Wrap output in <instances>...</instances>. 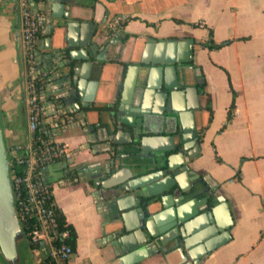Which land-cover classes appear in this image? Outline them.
Listing matches in <instances>:
<instances>
[{
  "label": "water",
  "instance_id": "water-1",
  "mask_svg": "<svg viewBox=\"0 0 264 264\" xmlns=\"http://www.w3.org/2000/svg\"><path fill=\"white\" fill-rule=\"evenodd\" d=\"M86 1H33L49 34L38 52L48 74L43 92L55 106L60 132L81 127L84 147L92 149L84 161L75 158L81 147L72 160L47 166L45 178L87 182L102 212L105 244L120 264L175 253L183 263L199 264L231 239L233 218L219 184L190 165L201 152L207 126L200 119L206 95L189 72L196 69L198 44L193 38L148 36L139 58L121 59L111 52L122 40L112 38L121 33L108 32L110 9L101 21L82 20ZM89 1L95 11L97 0ZM15 38L20 44L19 14ZM122 61L126 75L116 83ZM111 84L113 97L96 99L98 87L108 94ZM136 85L141 89L133 97ZM24 238L0 110V257L5 264L21 263Z\"/></svg>",
  "mask_w": 264,
  "mask_h": 264
},
{
  "label": "crops",
  "instance_id": "crops-1",
  "mask_svg": "<svg viewBox=\"0 0 264 264\" xmlns=\"http://www.w3.org/2000/svg\"><path fill=\"white\" fill-rule=\"evenodd\" d=\"M86 2L89 9L82 20L101 21L110 9L108 32L121 33L112 38L122 40L111 52L121 59L139 58L148 36L195 39L196 69L189 72L193 84L198 85L200 75L206 78L204 90L198 88L206 95L200 119L207 126L201 152L190 165L219 184L233 218L231 239L199 264H264V0H97L95 11L90 7L93 1ZM17 14L20 25L17 2L0 0V110L9 148L31 137L25 53L15 38ZM48 37L42 24L38 52L46 47ZM209 39L232 41L217 48L200 45ZM58 43L56 38L54 44ZM133 45L138 46L135 52ZM126 65L122 61L116 68V83L124 81ZM95 78L91 73L90 79ZM110 88L105 94L100 85L96 99L113 97L116 86ZM140 89L132 88L133 97ZM43 104L39 130L45 137L75 150L87 146L81 127L60 132L55 106L46 93ZM91 150L80 149L76 161L88 159ZM48 175L54 179L57 173L51 170ZM51 184L57 207L74 231V253L67 264H120L105 244L102 212L87 182L53 180ZM140 264L187 263L175 253L169 258L157 254Z\"/></svg>",
  "mask_w": 264,
  "mask_h": 264
},
{
  "label": "built area",
  "instance_id": "built-area-1",
  "mask_svg": "<svg viewBox=\"0 0 264 264\" xmlns=\"http://www.w3.org/2000/svg\"><path fill=\"white\" fill-rule=\"evenodd\" d=\"M16 2L20 13V45L32 77L27 81L28 130L31 137L9 148L16 209L29 241L40 245L45 242L40 247L49 263L67 264L74 253L71 243L73 232L70 227L61 226L52 184L45 178V169L57 160H72L76 150L66 142L37 134L45 111L44 93L38 91L34 81L39 71L37 45L42 11L33 5V0Z\"/></svg>",
  "mask_w": 264,
  "mask_h": 264
},
{
  "label": "trees",
  "instance_id": "trees-1",
  "mask_svg": "<svg viewBox=\"0 0 264 264\" xmlns=\"http://www.w3.org/2000/svg\"><path fill=\"white\" fill-rule=\"evenodd\" d=\"M231 41H232V39H227V40L222 41L220 43H215V42H213L212 40L209 39V40H207V41H205L203 43H200V44L201 45L208 46V47H211V48H217V47H221V46H223L225 44H228ZM38 65H39V71H38V74H37V76H36V78H35L34 81H35L36 88L41 93V92L44 91L45 84H46L47 79H48V74L41 69V66H40L39 62H38ZM28 69H29V66H28V64L25 63V75H24V77H25V79L27 81L32 78L29 75V73H28ZM198 85L204 90L205 85H206V78H205L204 75H200L199 76V78H198ZM37 134L42 135V136H45V134L41 130H38ZM56 213H57V216H58V218L60 220L61 226H63V227H67L68 226V227L71 228V225L67 223L64 214L62 213V211H60L58 209V207L56 209ZM71 230H72V232H74L72 228H71ZM73 237H74V234L72 235V239H71V243L74 246ZM31 244L33 245V247H40L41 246L40 243H37L35 241H31ZM38 264H50V263H49V260H48L47 256H45L44 259L40 263H38Z\"/></svg>",
  "mask_w": 264,
  "mask_h": 264
},
{
  "label": "rangeland",
  "instance_id": "rangeland-1",
  "mask_svg": "<svg viewBox=\"0 0 264 264\" xmlns=\"http://www.w3.org/2000/svg\"><path fill=\"white\" fill-rule=\"evenodd\" d=\"M19 250L21 255L20 264H37L39 260H43L45 252L41 247H33L28 237L20 241ZM1 262L5 264V261L0 257Z\"/></svg>",
  "mask_w": 264,
  "mask_h": 264
}]
</instances>
